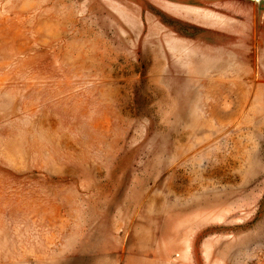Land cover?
Wrapping results in <instances>:
<instances>
[{
    "label": "rangeland",
    "instance_id": "obj_1",
    "mask_svg": "<svg viewBox=\"0 0 264 264\" xmlns=\"http://www.w3.org/2000/svg\"><path fill=\"white\" fill-rule=\"evenodd\" d=\"M0 264H264V0H0Z\"/></svg>",
    "mask_w": 264,
    "mask_h": 264
}]
</instances>
